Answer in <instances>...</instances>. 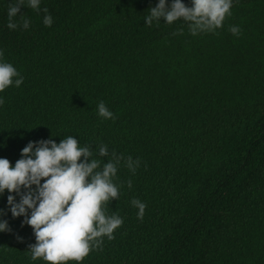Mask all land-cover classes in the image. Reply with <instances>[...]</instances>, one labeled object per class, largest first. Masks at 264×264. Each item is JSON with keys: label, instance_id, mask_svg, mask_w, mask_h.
<instances>
[{"label": "trees", "instance_id": "trees-1", "mask_svg": "<svg viewBox=\"0 0 264 264\" xmlns=\"http://www.w3.org/2000/svg\"><path fill=\"white\" fill-rule=\"evenodd\" d=\"M15 2L0 0V51L23 83L0 93V158L14 167L29 142L71 135L101 166L113 151L141 162L135 174L118 166L115 238L67 264H264V0H233L222 28L195 36L182 19L148 26L159 0H41L14 18L27 29H10ZM9 194L0 264H47L31 259L33 229Z\"/></svg>", "mask_w": 264, "mask_h": 264}, {"label": "clouds", "instance_id": "clouds-1", "mask_svg": "<svg viewBox=\"0 0 264 264\" xmlns=\"http://www.w3.org/2000/svg\"><path fill=\"white\" fill-rule=\"evenodd\" d=\"M40 3L41 0H16L9 5L8 27L16 29L22 25L27 29L30 26L27 18L21 16L20 24L14 18L25 4L39 13ZM232 7L233 0H191V6L182 0H172L170 6L168 0H159L149 9L146 23L151 26L155 20L158 26L161 18L168 24L182 19L188 23L193 36L214 33L232 15ZM43 12L48 13V9L44 8ZM43 22L51 27L53 18L45 15ZM229 30L233 35H240L236 26ZM173 34L183 33L180 30ZM3 57L0 51V93L23 83L17 69L3 62ZM4 103L0 98V105ZM97 111L103 119H115L103 101L98 104ZM99 155L109 156L106 145L99 146ZM21 157L14 167L8 159L0 158V195L7 190L13 218L23 216V224L32 227L36 242L28 248L33 261L42 259L47 264L82 262L92 250L102 247L105 237L115 238L114 232L123 225V219L118 214L108 215L107 208L109 203L119 199L122 185L114 182L118 166L125 161V166L135 174L141 163L139 159L129 156L125 160L123 155L113 151L109 162L101 166L100 160L92 158L90 146H80L79 140L71 135L60 143L53 139L29 142L22 149ZM127 185L131 188L132 181L128 180ZM131 204L138 209V219L143 220L147 205L136 198ZM4 214L0 210V216ZM10 231L8 221L0 219V232ZM17 239L22 241L19 236Z\"/></svg>", "mask_w": 264, "mask_h": 264}]
</instances>
